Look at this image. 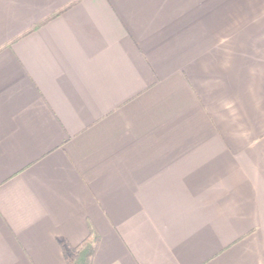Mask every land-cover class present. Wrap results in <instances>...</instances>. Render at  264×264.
<instances>
[{"label": "crops", "instance_id": "crops-1", "mask_svg": "<svg viewBox=\"0 0 264 264\" xmlns=\"http://www.w3.org/2000/svg\"><path fill=\"white\" fill-rule=\"evenodd\" d=\"M264 264V0H0V264Z\"/></svg>", "mask_w": 264, "mask_h": 264}, {"label": "trees", "instance_id": "trees-1", "mask_svg": "<svg viewBox=\"0 0 264 264\" xmlns=\"http://www.w3.org/2000/svg\"><path fill=\"white\" fill-rule=\"evenodd\" d=\"M99 235L89 223V233L75 247L63 246L65 264H91L99 245Z\"/></svg>", "mask_w": 264, "mask_h": 264}]
</instances>
